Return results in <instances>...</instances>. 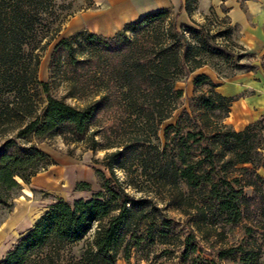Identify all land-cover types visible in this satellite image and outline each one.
I'll return each mask as SVG.
<instances>
[{"label":"trees","instance_id":"obj_1","mask_svg":"<svg viewBox=\"0 0 264 264\" xmlns=\"http://www.w3.org/2000/svg\"><path fill=\"white\" fill-rule=\"evenodd\" d=\"M82 2L85 8H76L77 0H0V217L10 211L12 196L22 185L54 165L36 143L60 137L65 145L91 152L113 150L104 158L110 178L95 170L101 191L91 199L47 206L0 264H57L61 245L79 243L93 229L80 264H116L147 242L175 246L170 238L179 240L180 264H215L199 254V236L244 221L250 234L264 222V176L259 174H264V116L234 131L224 119L236 98L211 91L198 97L197 109L190 99V112L183 110L164 129L162 148L155 141L159 126L179 108L183 92L178 82L205 66L219 75V63L245 69L231 63L225 49L232 30L228 18L220 19L212 10L196 23V0H183L190 23L161 9L125 24L111 37L83 29L57 41L48 81L41 82L42 53L69 18L93 6L91 0ZM192 83L195 89L218 86L204 74L195 75ZM58 90L60 97L53 95ZM218 111L223 114L215 115ZM99 114L111 124L97 127ZM20 142L29 145L20 150ZM149 164L158 168L172 206L192 209L198 217L182 235L174 233L175 221L143 189L140 179ZM114 165L136 176L121 182ZM247 188L250 196L244 193ZM76 189L88 191L89 185ZM248 239L219 249L216 258L264 264L262 245ZM161 253L172 250L166 247Z\"/></svg>","mask_w":264,"mask_h":264},{"label":"rangeland","instance_id":"obj_2","mask_svg":"<svg viewBox=\"0 0 264 264\" xmlns=\"http://www.w3.org/2000/svg\"><path fill=\"white\" fill-rule=\"evenodd\" d=\"M91 1L93 6L89 9L80 10L73 17L69 18L62 25L55 39L42 53L38 69V79L41 82L48 81L50 55L57 41L86 29V20L96 9H104L107 2L110 6L109 9L98 14V18L88 23L92 33L97 35L111 37L115 33L113 32L111 23L113 19L117 28L121 25V21L129 20V18H126L129 17L131 13V4L129 1V3L127 0H107L102 3V0ZM217 1L219 0H196L194 4L195 10L192 13V19L196 23L201 24L204 22L203 17L205 15H210L212 10L220 19L223 18L224 15L221 13L223 9H219V7H217ZM117 3H124L127 6L125 8L126 12H124L123 15H120L121 18L116 17L119 15L115 8V4ZM86 5L87 4L82 2V0H77L75 7L85 8ZM212 5L216 6L214 7ZM215 8H217L218 11H216ZM144 12L145 10H140V15H143ZM171 13L173 15H178V9ZM131 17L135 18L136 15L133 14ZM178 21L181 22L182 20L178 19ZM182 23H190V21H184ZM231 28L232 30L230 31L229 37L224 41L225 49L232 56L231 63L245 67V69H233V66H231L232 64L219 63L217 68V72L220 73L219 75L210 67V70L206 69V71H214L218 79L221 80L231 78L237 74L246 73L248 72L247 69L254 66L251 72L257 71L264 78V56L254 54L246 50L239 42L240 35L238 29L233 26H231ZM214 30H216V28ZM239 48H242L243 50ZM195 75L196 74L188 75L176 84V87L183 92V95L179 102V108L173 113L169 120L163 122L159 126L157 133L158 141H155V143L158 144L160 148H162L165 144L164 129L169 125H174L183 110L190 112V99L193 98L191 107H193V109H197V105L199 104L198 97H202L203 95L207 96L211 91L216 93V88L210 89L206 86L195 89L192 83ZM53 95L60 97L61 90L53 91ZM243 95L244 94H241L240 96ZM240 96L235 97L236 100ZM67 102L70 104H76L70 100H67ZM222 114L223 112L221 111L215 113V115ZM262 116H264V114ZM262 116L260 118H262ZM227 117L224 119V124L234 130L227 122ZM211 121H215V117H211L210 122ZM110 124L111 123L107 122V119L103 114H99L95 118V125H97V127L98 125L107 127ZM92 128L94 129V126H92ZM36 144L38 148L50 156L54 165L47 167L44 171L37 174L30 180L28 185H22V189L17 191L12 196V206L10 207V211H3L0 217V260L14 247V245H16L20 236L32 228L35 220L43 213L47 206L57 200H63L69 204L80 199L88 200L91 199L94 194L100 192L101 188L95 175V170L102 171L107 178H110L109 172L104 167L106 163L104 158L107 153H110L113 150H97L95 152H91L84 150L80 146L65 145L60 137H54L48 141ZM28 145L29 144H23V142H20L18 144V148L21 150ZM113 167L116 177L121 182H125L127 179L134 178L136 176V174L132 172L126 175L116 165ZM259 174L264 176L262 171H259ZM160 176L161 174L158 172V168L149 164L146 166L145 178H141L140 181L143 182V189L146 191V195H149V197H152L156 201L167 219H172L177 224L176 232L174 233L179 232L178 235H182L183 233L180 231L182 230L183 232H187L190 226H194L196 221H198V217L195 216V212L192 209L182 207L181 210H176L172 206L169 194L170 192L161 186V184H163V180L160 179ZM83 183L89 185L88 191H78L76 189L77 185ZM179 187L182 189L185 197L188 196L182 183L179 184ZM244 193L250 196L251 189H245ZM135 196L138 197L139 195L135 194ZM197 225H200V222H197ZM242 225H247L248 227L250 226L249 222L244 221L237 226L218 225L215 230H211V228H209L210 230L207 234L204 233V235L201 237L199 236L198 238V250L200 251L199 254L201 257L207 259L208 261H212L215 264H236L233 261H219L216 258L217 251L221 248L231 247L232 245L239 243L243 238L246 240L248 239L247 236L251 235V239L249 238L251 241L255 238L257 243L262 245V261H264V222H260V226H258L259 228H255L250 234L245 232ZM93 232L94 229L85 240L79 243L61 245L56 258L57 264H80V262H82L81 258L84 251L89 249L91 245ZM170 239L172 241L171 243H174L175 246H159L147 242L140 247L133 248L131 250L130 257L127 260L119 258L116 264H180L179 255L181 248L179 240L175 238ZM166 247H169L172 250V253H161V250Z\"/></svg>","mask_w":264,"mask_h":264},{"label":"crops","instance_id":"obj_3","mask_svg":"<svg viewBox=\"0 0 264 264\" xmlns=\"http://www.w3.org/2000/svg\"><path fill=\"white\" fill-rule=\"evenodd\" d=\"M107 0H102L105 2ZM131 4V13L128 21H121L117 28L114 19L111 21L113 32L117 33L125 24L140 19L147 13L156 10L167 9L175 12L178 9V19L181 22L189 21L188 16L182 10L183 0H127ZM98 2V1H97ZM128 2V3H129ZM127 3V4H128ZM98 4V3H97ZM217 7L222 10L224 17H227L231 26L239 31V42L248 51L264 56V0H219ZM212 5V6H216ZM107 2L104 9H96L86 20V29L92 33L88 23L99 17L98 14L109 9ZM145 10L140 15V10ZM216 11L217 8H215ZM133 14L135 18L131 17ZM116 28V29H115ZM114 33V34H115ZM95 34V33H93ZM113 34V35H114ZM103 36V35H100ZM110 37V36H104ZM205 66L198 69L194 74H204L216 85V93L225 98L240 96L232 102L227 122L235 131H241L246 125L258 120L264 114V78L255 72L237 74L228 79L219 80L214 71H206ZM210 70V69H209ZM33 179V178H32Z\"/></svg>","mask_w":264,"mask_h":264},{"label":"bare ground","instance_id":"obj_4","mask_svg":"<svg viewBox=\"0 0 264 264\" xmlns=\"http://www.w3.org/2000/svg\"><path fill=\"white\" fill-rule=\"evenodd\" d=\"M120 3V2H119ZM119 3H117V4H115L116 5V10H117V12H118V16H116V17H118V18H121V16L120 15H123L124 14V12H126V4H119ZM119 4V5H118ZM117 14V13H116ZM104 19V18H103ZM102 25V24H101Z\"/></svg>","mask_w":264,"mask_h":264}]
</instances>
